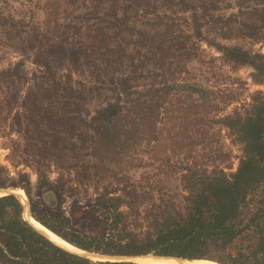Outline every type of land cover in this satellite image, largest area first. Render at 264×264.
I'll return each mask as SVG.
<instances>
[{"label": "rangeland", "instance_id": "rangeland-1", "mask_svg": "<svg viewBox=\"0 0 264 264\" xmlns=\"http://www.w3.org/2000/svg\"><path fill=\"white\" fill-rule=\"evenodd\" d=\"M219 47L264 58V0H0V165L7 184L0 188L25 193L27 206L15 196L23 218L41 226L35 205L49 219L72 218L97 208L103 195L124 211H146L155 194L143 177L152 169L138 161L115 175L95 150L90 125L117 103L116 119L124 121L131 101L182 79L232 93L220 117L234 114L264 92V83L253 79L252 67L225 61ZM216 129L228 155L221 167L234 172L242 146L225 127ZM40 173L50 183L42 189Z\"/></svg>", "mask_w": 264, "mask_h": 264}, {"label": "trees", "instance_id": "trees-1", "mask_svg": "<svg viewBox=\"0 0 264 264\" xmlns=\"http://www.w3.org/2000/svg\"><path fill=\"white\" fill-rule=\"evenodd\" d=\"M219 49L225 61L252 67L253 79L264 83L263 57L251 58L237 48ZM5 74L12 76L10 71ZM232 99V93H216L182 79L163 89L151 87L143 99L131 101V116L124 121L116 119L119 103L99 111L90 125L98 135L93 137L95 150L115 166V175L136 168L138 161L152 169L143 181L155 199L146 211L135 213L119 209L115 199L103 195L97 208L81 210L80 216L72 212V218L49 219V213L35 205L34 218L91 253L264 264V92L221 118L220 110ZM216 125L242 146L234 172L221 167L228 155ZM39 176L40 189L50 185L43 173ZM24 179L30 186L29 178ZM6 185L0 165V187ZM0 264L136 263L95 262L64 250L27 222L21 202L8 195L0 197Z\"/></svg>", "mask_w": 264, "mask_h": 264}, {"label": "bare ground", "instance_id": "bare-ground-1", "mask_svg": "<svg viewBox=\"0 0 264 264\" xmlns=\"http://www.w3.org/2000/svg\"><path fill=\"white\" fill-rule=\"evenodd\" d=\"M15 193L18 196V198L21 200V202L27 206L28 203H27V198H26L25 193H23L22 191H19V190H15ZM25 217L28 218L27 213L25 214ZM29 220L37 228H39L44 233H46L52 239V241L55 242L56 244L66 248V249H69L71 251H75V252L81 253L83 255H88L84 250L75 248L73 245H71L70 243H68L67 241H65L64 239H62L58 235H56L55 233L51 232L50 230H48L45 227L38 224L31 217H29ZM101 258L104 259L105 257H101ZM137 262L140 264H220V263L214 262L212 260H208V259L184 260V259L160 258V257L140 258L137 260Z\"/></svg>", "mask_w": 264, "mask_h": 264}, {"label": "water", "instance_id": "water-1", "mask_svg": "<svg viewBox=\"0 0 264 264\" xmlns=\"http://www.w3.org/2000/svg\"><path fill=\"white\" fill-rule=\"evenodd\" d=\"M8 195H14L16 197H18L15 193V189L14 188H0V197L2 196H8ZM28 222L39 232L41 233L43 236H45L47 239H49L51 242L52 239L46 234L44 233L42 230H40L39 228H37L36 226H34L30 220H28ZM54 244H56L55 242H53ZM58 245V244H56ZM60 246V245H58ZM61 248H63L64 250L72 253V254H76L78 256L84 257V258H88L90 260H94V261H112V262H129V263H136L138 264L137 260L140 258H145V257H160V258H174V259H182V258H176V257H172V256H159L156 255L154 253H151L149 255H141V256H110V255H101V254H96V253H91V252H86L88 255H83L81 253L75 252V251H71L69 249H66L62 246H60ZM96 256V257H95ZM101 257H105L104 259Z\"/></svg>", "mask_w": 264, "mask_h": 264}]
</instances>
